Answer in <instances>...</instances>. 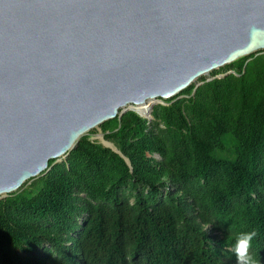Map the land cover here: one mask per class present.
I'll return each mask as SVG.
<instances>
[{
  "label": "trees",
  "instance_id": "obj_1",
  "mask_svg": "<svg viewBox=\"0 0 264 264\" xmlns=\"http://www.w3.org/2000/svg\"><path fill=\"white\" fill-rule=\"evenodd\" d=\"M210 78L100 126L129 166L92 131L0 200V264H264V52Z\"/></svg>",
  "mask_w": 264,
  "mask_h": 264
},
{
  "label": "water",
  "instance_id": "obj_2",
  "mask_svg": "<svg viewBox=\"0 0 264 264\" xmlns=\"http://www.w3.org/2000/svg\"><path fill=\"white\" fill-rule=\"evenodd\" d=\"M260 52L264 0H0V200L102 124L150 123L155 106ZM148 102V117L132 109Z\"/></svg>",
  "mask_w": 264,
  "mask_h": 264
},
{
  "label": "clouds",
  "instance_id": "obj_3",
  "mask_svg": "<svg viewBox=\"0 0 264 264\" xmlns=\"http://www.w3.org/2000/svg\"><path fill=\"white\" fill-rule=\"evenodd\" d=\"M256 237L255 231L240 232L231 243L230 251L235 257L237 264H259L258 260L254 259L250 254L252 241Z\"/></svg>",
  "mask_w": 264,
  "mask_h": 264
},
{
  "label": "bare ground",
  "instance_id": "obj_4",
  "mask_svg": "<svg viewBox=\"0 0 264 264\" xmlns=\"http://www.w3.org/2000/svg\"><path fill=\"white\" fill-rule=\"evenodd\" d=\"M154 102H148L144 105H140L137 107L132 108L135 110L140 116L143 118L148 117L150 114V108L153 106Z\"/></svg>",
  "mask_w": 264,
  "mask_h": 264
},
{
  "label": "rangeland",
  "instance_id": "obj_5",
  "mask_svg": "<svg viewBox=\"0 0 264 264\" xmlns=\"http://www.w3.org/2000/svg\"><path fill=\"white\" fill-rule=\"evenodd\" d=\"M219 77H222V75L219 76ZM209 78H210V76L205 78V79H209ZM93 133H94V135L90 137L91 140L99 143V140L97 139V136L98 135H102L101 132L99 130H94Z\"/></svg>",
  "mask_w": 264,
  "mask_h": 264
}]
</instances>
